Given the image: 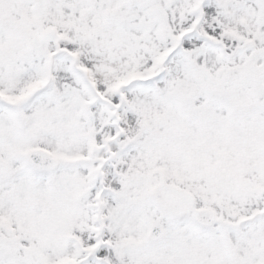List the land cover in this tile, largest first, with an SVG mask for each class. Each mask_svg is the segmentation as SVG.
<instances>
[{
    "label": "snow or ice",
    "instance_id": "1",
    "mask_svg": "<svg viewBox=\"0 0 264 264\" xmlns=\"http://www.w3.org/2000/svg\"><path fill=\"white\" fill-rule=\"evenodd\" d=\"M0 264H264V0H0Z\"/></svg>",
    "mask_w": 264,
    "mask_h": 264
}]
</instances>
